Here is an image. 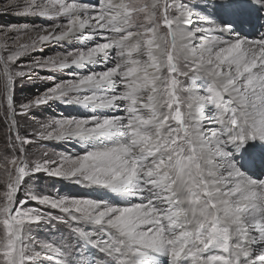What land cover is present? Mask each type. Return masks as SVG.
Returning <instances> with one entry per match:
<instances>
[{
	"label": "snow or ice",
	"instance_id": "obj_1",
	"mask_svg": "<svg viewBox=\"0 0 264 264\" xmlns=\"http://www.w3.org/2000/svg\"><path fill=\"white\" fill-rule=\"evenodd\" d=\"M0 13L44 18L0 30V264H264V0ZM48 45L62 50L25 70ZM36 69L65 76L17 102ZM54 101L71 111L29 124ZM36 140L77 151L37 156ZM42 177L87 191L46 192Z\"/></svg>",
	"mask_w": 264,
	"mask_h": 264
},
{
	"label": "rangeland",
	"instance_id": "obj_2",
	"mask_svg": "<svg viewBox=\"0 0 264 264\" xmlns=\"http://www.w3.org/2000/svg\"><path fill=\"white\" fill-rule=\"evenodd\" d=\"M22 2V0H20ZM5 0H0V6H3ZM35 22L37 28L41 27L44 24V18H35V17H18L15 13H0V30L9 24H28L31 28ZM35 35V33H33ZM28 37H24V40H27ZM59 47L55 45H48L47 47L38 49L37 52L30 54L21 58L20 64L24 66V69L27 70L28 65L31 62V58L34 56L36 59H41L46 55H53L54 51H61ZM65 76L63 72H54L49 69H36L32 72L31 78H24L22 81L17 80L15 83V98L17 102L27 101L32 99L40 94H42L52 83ZM70 78V77H68ZM33 114H30L28 122L30 125H35L38 121H47L53 118L58 117L60 114L67 115L71 109L66 108L63 105H60L58 102H51L50 105H44L39 108H34L31 110ZM24 129L22 128V131ZM27 131L30 133L32 131L31 127L27 128ZM3 135V129L0 128V136ZM31 151L39 156L40 154L47 152L50 155L53 153H61L67 150L73 152L77 149H69V145L62 141H44L36 140L34 144L29 146ZM36 181H33V184H36ZM39 187L46 192H56L60 191L63 194H81L86 189L82 187L78 188L77 186L71 184L68 181H52L48 178H43L38 182ZM44 235H47V232H44Z\"/></svg>",
	"mask_w": 264,
	"mask_h": 264
}]
</instances>
